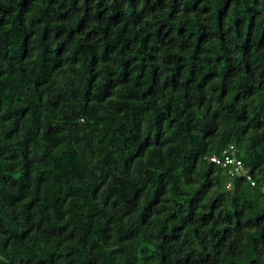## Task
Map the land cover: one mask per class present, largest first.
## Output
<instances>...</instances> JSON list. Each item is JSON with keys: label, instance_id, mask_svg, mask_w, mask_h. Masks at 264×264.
I'll list each match as a JSON object with an SVG mask.
<instances>
[{"label": "trees", "instance_id": "1", "mask_svg": "<svg viewBox=\"0 0 264 264\" xmlns=\"http://www.w3.org/2000/svg\"><path fill=\"white\" fill-rule=\"evenodd\" d=\"M263 175L264 0H0V264H264Z\"/></svg>", "mask_w": 264, "mask_h": 264}, {"label": "built area", "instance_id": "2", "mask_svg": "<svg viewBox=\"0 0 264 264\" xmlns=\"http://www.w3.org/2000/svg\"><path fill=\"white\" fill-rule=\"evenodd\" d=\"M209 160L220 165L223 168H226L227 172L230 175L245 176L246 180L249 181L251 185H255V180L252 178L251 174L244 166L242 160L236 157L232 144L222 149L220 155L213 154L209 156ZM261 190L264 192V175Z\"/></svg>", "mask_w": 264, "mask_h": 264}]
</instances>
